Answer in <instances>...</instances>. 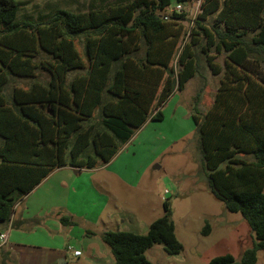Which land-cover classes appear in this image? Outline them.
<instances>
[{
  "label": "trees",
  "instance_id": "16d2710c",
  "mask_svg": "<svg viewBox=\"0 0 264 264\" xmlns=\"http://www.w3.org/2000/svg\"><path fill=\"white\" fill-rule=\"evenodd\" d=\"M115 1L19 21L21 3L0 0V232L14 227L17 203L53 171L107 165L150 119L164 121V105L208 67L219 85L207 103L205 83L191 109L203 168L212 194L242 214L257 239L241 263L225 254L208 264H257L264 249V0H205L178 69L188 14L163 12L190 0ZM15 79L30 84L12 87ZM164 211L146 234H102L116 264H152L146 254L155 245L182 252L170 202ZM211 232L207 222L202 235Z\"/></svg>",
  "mask_w": 264,
  "mask_h": 264
},
{
  "label": "rangeland",
  "instance_id": "374dc122",
  "mask_svg": "<svg viewBox=\"0 0 264 264\" xmlns=\"http://www.w3.org/2000/svg\"><path fill=\"white\" fill-rule=\"evenodd\" d=\"M18 1L22 6L19 21H39V18L60 9L79 13L90 10L93 4L103 5L104 1L116 2L115 0ZM196 1L198 0H190L185 4L188 14V20L184 23L186 35L173 61L175 69H178V56L182 47L192 38ZM175 6L173 2L163 15L171 16ZM223 60L224 56H220L217 62L223 63ZM202 73L204 77L197 76L191 80L184 93L177 95L178 101L171 102L167 106V119L163 122H153V125L144 129L142 134L139 131L136 132L132 141L120 150V156L123 155L117 164L110 168L124 172L144 171L143 183L137 189L123 187L121 202L128 207L134 205L140 220L148 226L164 216V203L170 202L176 235L183 245V250L179 255H169L164 251L163 246L155 245L146 254L152 264H208L213 258L225 254H232L237 262L241 263L245 251L252 249L257 242L255 233L243 215L229 212L225 205L212 194L207 173L203 168L198 132L193 118L187 123L185 118L181 120L180 116V120H177L175 116L177 104L179 103V107L188 111V106L184 104L189 102L192 106L194 98L205 83H208L205 101L209 103L212 100L220 77L214 76L208 67L202 70ZM39 78L45 81L47 76L40 73ZM28 84H30L29 80L15 79L12 87ZM128 207L125 208L128 209ZM207 222L211 225L212 232L209 236H203L202 231ZM63 226L65 235H58L55 240L60 241V246L65 242V250L73 247L82 251L85 237L83 235L88 236L90 229L86 228L82 222ZM9 227L7 226L3 231ZM92 228L96 229V227ZM69 230L71 234L67 233ZM10 231L13 233L15 229L12 228ZM18 236L24 242L23 244H26L27 252L31 251L30 244L39 242L38 237L30 234ZM40 244L47 245V242L41 241ZM6 249L13 248L6 246ZM45 254L46 252H42L43 256ZM69 257L71 256L65 253V259ZM66 262L67 264H91L75 259H69ZM54 264H60V261ZM257 264H264V249L258 252Z\"/></svg>",
  "mask_w": 264,
  "mask_h": 264
},
{
  "label": "crops",
  "instance_id": "0c3cea01",
  "mask_svg": "<svg viewBox=\"0 0 264 264\" xmlns=\"http://www.w3.org/2000/svg\"><path fill=\"white\" fill-rule=\"evenodd\" d=\"M183 93H175L164 105L162 108L164 121L167 119V106L171 102L176 103L177 95ZM178 104L175 112L177 120H180L181 116V120L185 118L189 123L192 120L191 104L189 102L184 104L188 106V111ZM153 122L150 119L139 133L142 134L144 129L153 125ZM121 156L118 154L109 164L96 169L72 167L56 169L29 195L20 200L14 210V227L11 225L6 229L9 236L6 246L13 249L8 250L5 246L0 250V264H54L56 261L67 264L66 261L69 259L91 264H116L111 250L102 240V234L107 231L145 234L146 229L150 227L140 220L134 205L128 207L121 202L123 187L137 189L143 183L144 173L143 170L139 172L111 170ZM62 217L70 218L71 224L82 222L90 229L88 236L83 235L84 248L80 257L75 258L68 254L71 257L66 260L65 242L60 246V241L55 240L58 235H65ZM12 228L15 229L13 233L10 231ZM67 233L71 234V230ZM24 234L39 238V242L30 244L31 251L28 252L26 244H23L18 236ZM41 241L47 242L48 246L40 244ZM42 252L46 254L43 256Z\"/></svg>",
  "mask_w": 264,
  "mask_h": 264
},
{
  "label": "built area",
  "instance_id": "2783aa9c",
  "mask_svg": "<svg viewBox=\"0 0 264 264\" xmlns=\"http://www.w3.org/2000/svg\"><path fill=\"white\" fill-rule=\"evenodd\" d=\"M205 0H198L196 1L195 5H196V15L193 19V24L195 23V20L197 19L198 15L202 13V5L204 3ZM187 9H185V5L184 4H177L175 6L174 11L178 12V13H182L185 12ZM11 226V225H10ZM8 232H1L0 233V250L6 245L7 241H8ZM66 253L69 255H72L73 257H80L82 255V251L74 249L73 247H68L66 250Z\"/></svg>",
  "mask_w": 264,
  "mask_h": 264
}]
</instances>
